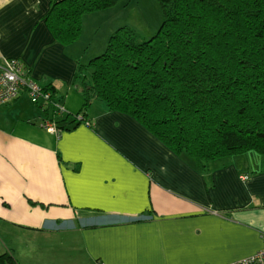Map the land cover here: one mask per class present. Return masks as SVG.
I'll use <instances>...</instances> for the list:
<instances>
[{
	"label": "crops",
	"instance_id": "obj_1",
	"mask_svg": "<svg viewBox=\"0 0 264 264\" xmlns=\"http://www.w3.org/2000/svg\"><path fill=\"white\" fill-rule=\"evenodd\" d=\"M51 3L0 0V61L22 60L26 76L53 87L71 114L83 102L76 72L86 51L80 40H54ZM45 109L27 92L0 106V255L19 264H233L263 246L264 156H226L202 169L99 100L75 127L59 122V134L43 121L65 116Z\"/></svg>",
	"mask_w": 264,
	"mask_h": 264
},
{
	"label": "trees",
	"instance_id": "obj_2",
	"mask_svg": "<svg viewBox=\"0 0 264 264\" xmlns=\"http://www.w3.org/2000/svg\"><path fill=\"white\" fill-rule=\"evenodd\" d=\"M158 2L163 21L151 37L118 27L103 53L79 64L83 102L73 127L99 100L108 111L134 117L202 169L226 156L251 151L264 156V0ZM116 3L52 0L45 21L54 40L68 46L80 39L84 14ZM40 87L43 100L37 102L27 89L20 93L27 92L49 116L63 114L57 125L68 120L71 114L58 110L54 88ZM0 264L19 263L5 252Z\"/></svg>",
	"mask_w": 264,
	"mask_h": 264
},
{
	"label": "rangeland",
	"instance_id": "obj_3",
	"mask_svg": "<svg viewBox=\"0 0 264 264\" xmlns=\"http://www.w3.org/2000/svg\"><path fill=\"white\" fill-rule=\"evenodd\" d=\"M85 18H90L88 19L89 21H87L86 19L85 22V35L83 38L81 37L82 39H79V42L75 43L80 46V49L86 51V54H84L85 58H83L84 56H82L83 64H87L92 57L99 55L105 51L108 42L104 46V48H102V44L105 43L106 37V35L102 36V34L108 29L112 31V34L118 27L129 26L136 31L140 38L148 39L157 32L163 21L161 6L158 0H117V3L114 6L103 9V11L84 14L82 16V27L83 20ZM99 19H101L100 23L102 20L104 21V23L101 24L100 29L98 28V30L94 31L93 28L95 24H97ZM90 73L91 70H88V77L90 76ZM28 78L31 79L30 77ZM76 113L77 112L75 111L71 113L69 119L73 120V115ZM77 120L80 121L78 117ZM49 121L51 120L45 119L43 121V127L45 126V123Z\"/></svg>",
	"mask_w": 264,
	"mask_h": 264
},
{
	"label": "built area",
	"instance_id": "obj_4",
	"mask_svg": "<svg viewBox=\"0 0 264 264\" xmlns=\"http://www.w3.org/2000/svg\"><path fill=\"white\" fill-rule=\"evenodd\" d=\"M26 70L22 60L11 58L5 61H0V105L7 104L13 98H16L25 88L29 92L32 101L37 102L43 100L44 92L42 88L33 80L26 77ZM48 98V94L45 95ZM60 112L64 111L62 106L58 107ZM81 118V116H78ZM45 128L51 133H59L60 129L56 122L49 121L45 123ZM248 174L241 176L242 179H247ZM95 264H105L98 260ZM233 264H264V235L263 246L255 253L234 262Z\"/></svg>",
	"mask_w": 264,
	"mask_h": 264
},
{
	"label": "bare ground",
	"instance_id": "obj_5",
	"mask_svg": "<svg viewBox=\"0 0 264 264\" xmlns=\"http://www.w3.org/2000/svg\"><path fill=\"white\" fill-rule=\"evenodd\" d=\"M79 120H82V116H81V118H78Z\"/></svg>",
	"mask_w": 264,
	"mask_h": 264
}]
</instances>
